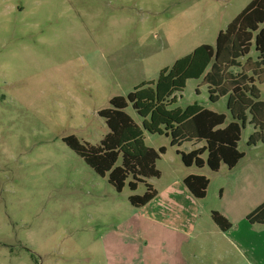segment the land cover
<instances>
[{
	"label": "rangeland",
	"instance_id": "rangeland-1",
	"mask_svg": "<svg viewBox=\"0 0 264 264\" xmlns=\"http://www.w3.org/2000/svg\"><path fill=\"white\" fill-rule=\"evenodd\" d=\"M251 1L0 0V264H167L171 239L184 234L192 264L244 263L228 243L216 252L208 244L221 235L212 211L236 229L264 203V175L247 173L250 158L264 157V143L247 146L251 125L237 144L244 160L217 173L182 164L176 151L190 152L193 142L171 146L169 136L144 131L146 146L165 153L155 164L160 177L146 180L157 194L140 208L128 197L141 196L143 183L117 193L63 139L99 145L109 131L98 112L110 99L214 46ZM176 97L172 108L199 105L231 121L227 97L210 103L202 78ZM124 112L142 129L130 105ZM188 174L207 177L204 199L184 190ZM263 230L247 222V233Z\"/></svg>",
	"mask_w": 264,
	"mask_h": 264
},
{
	"label": "trees",
	"instance_id": "trees-1",
	"mask_svg": "<svg viewBox=\"0 0 264 264\" xmlns=\"http://www.w3.org/2000/svg\"><path fill=\"white\" fill-rule=\"evenodd\" d=\"M200 78L210 103L227 97L229 123L225 124L224 114L199 105L172 108L176 93L183 91L187 80ZM259 87H264V0H252L219 32L214 46L197 47L161 70L156 82L142 83L126 97L110 99L109 107L98 112L109 131L99 145L80 143L72 136L63 142L98 176H106L117 193L126 183L130 191L143 183L146 189L141 196L128 197L133 207L140 208L157 194L146 180L160 177L155 164L165 153L163 147L158 152L147 147L143 132L169 136L171 146L179 147L183 142L198 145L188 153L176 151L185 167L206 166L211 172H217L221 165L233 169L243 158L237 144L246 123L254 129L247 146L264 143V102ZM128 105L143 119L142 129L124 112ZM183 183L195 199L205 198L207 178L189 175ZM211 220L222 232L232 227L218 212H211ZM246 221L264 226V203L247 215Z\"/></svg>",
	"mask_w": 264,
	"mask_h": 264
},
{
	"label": "crops",
	"instance_id": "crops-1",
	"mask_svg": "<svg viewBox=\"0 0 264 264\" xmlns=\"http://www.w3.org/2000/svg\"><path fill=\"white\" fill-rule=\"evenodd\" d=\"M254 147L256 148L257 146H254ZM244 158H245V155H243V158L239 160L237 165L231 170H235L236 167H238L241 164ZM253 158L254 159L258 158V159L252 160V158H250L247 161V163L251 165V168L247 169V173L250 175V177H253L254 175L262 177V175H264V157L254 156ZM201 169H203V167ZM219 170L217 172H219ZM217 172H214V173H217ZM189 175H200V176H204L205 178H207L205 175H202V174H188L187 176ZM187 176H185L183 180ZM184 190H187V188L185 187ZM192 198L195 199L193 196ZM172 204L175 207H179V206H176L174 203ZM223 217L227 219L226 216H223ZM220 232H221L220 233L221 237L219 236L218 238L215 239V241L209 238L211 243L208 244V246H212L213 252H216L222 248L225 249V247L223 246V242H224V243H228V245H231V247L235 251H238L243 255L242 261L244 260L245 261L244 263H239V264H264V230L259 233H251V232L247 233V221H246L244 224H241V226L239 225V227L236 229L231 227L226 232H222L221 230ZM175 235L180 236L181 234L175 233ZM184 235L185 236L183 237V239L181 237L180 239L176 240L175 243H173L172 240L176 237L171 239V243L169 244V248L166 250L165 259H164V261L167 264H178L177 263L178 261H179V264H192V262L189 261L188 254L186 252L184 253L183 251V249H185V247L187 246V243L185 242V240L186 241L189 240L190 236L189 234H184ZM211 256H214V255H211Z\"/></svg>",
	"mask_w": 264,
	"mask_h": 264
}]
</instances>
